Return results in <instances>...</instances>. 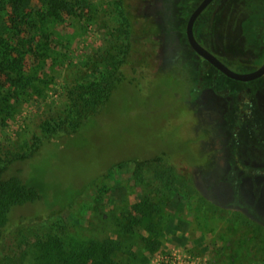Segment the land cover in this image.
<instances>
[{"label":"rangeland","instance_id":"374dc122","mask_svg":"<svg viewBox=\"0 0 264 264\" xmlns=\"http://www.w3.org/2000/svg\"><path fill=\"white\" fill-rule=\"evenodd\" d=\"M80 1L83 8L79 15H64L60 21L43 18L47 6L37 0H31V7L23 13L29 20V30L33 28L24 35L36 37L47 56L28 53L20 84L8 82L2 89L9 100L0 114V162L8 155L3 148L33 142L66 115L65 85L75 65L90 64L93 50L103 44L107 19H122L117 9L119 0ZM122 3L131 26L130 36L124 41L131 44V49L125 54L135 62L141 60L149 71L120 83L110 103L72 132L78 121L103 104L113 67L89 69L84 81L88 105L81 112L69 114L68 132L45 140L33 156L11 165L10 173L19 169L26 181L42 188L41 199L15 208L14 223L4 239V251L15 264L22 257L25 264H33L37 254L34 243L48 234L69 244L120 239L124 248L115 258L121 264H159L165 256L180 260V264H219L216 250L236 236V228L244 231L247 224L259 229L255 242L264 241V188L254 190L248 180L241 192L248 193L249 201L256 199L259 203L250 205L247 211L228 205L231 188L222 181L227 164H214V155L207 153L209 143L204 142L203 135L214 132L208 116L191 101L194 62L184 28L192 3ZM114 8L117 12L110 14ZM237 9L226 13L222 25L226 33L236 31L232 20L240 19ZM12 12L11 7L0 4V33L6 44L1 55L6 59L15 57L18 48L29 50L27 41L22 47L14 37L20 33L12 27ZM218 78L238 86L245 83L221 72ZM258 82L245 84L255 86ZM250 147L244 148L245 153H255L250 161L264 155ZM162 154L170 160L137 161ZM245 167L264 176V168L259 165ZM169 176L176 183L164 179ZM151 184L159 187L152 194L160 192L153 198L159 204L155 212L138 207L150 204L147 196ZM57 210L60 212L54 213ZM22 216L43 219L25 221ZM235 251L234 264H243L249 248L239 244ZM252 264L264 263L255 259Z\"/></svg>","mask_w":264,"mask_h":264},{"label":"trees","instance_id":"16d2710c","mask_svg":"<svg viewBox=\"0 0 264 264\" xmlns=\"http://www.w3.org/2000/svg\"><path fill=\"white\" fill-rule=\"evenodd\" d=\"M39 3L47 6V11L43 13V18H50L53 21H60L64 15L77 16L83 8V1L80 0H37ZM118 12L121 15V20L107 19L104 24V28L107 29L106 35L103 39V44L99 48L93 50V58L89 60L90 64L85 66L75 65V71L70 74V79L67 80L65 85L64 100L66 103L65 113L66 115L56 122V126L47 129L46 133L42 137H37L33 142L20 146L18 144L6 146L3 150L8 154L3 161L0 162V264H15L6 255L4 251V239L6 237L9 227L12 225L14 211L16 207L23 206L29 202H34L42 197V188L39 185L26 181L20 170H16L12 173L9 172V168L14 162L20 160H26L33 156L43 145L45 140L55 138L66 130L67 121L69 120V114L73 111L81 112L84 106L88 105L86 98L87 88L84 84L86 74L89 69L97 68L99 65L104 68L113 67L109 81L105 87V98L103 104L96 109V111L89 112L83 120L78 121L72 130V132L78 131L82 126L88 123L89 118L92 114L98 112L102 107L110 103L112 95L118 85L124 81L131 82L133 78L142 77L143 73L149 71L146 65H143L141 60L135 62L128 54H125L131 49V44L125 45V40L129 38L131 26H129V18L125 15V7L123 6L122 0H119ZM0 4L9 6L12 9L11 23L12 27L20 33L15 35L20 41V45L24 47L25 42H28L29 50L20 51V48L16 50L15 57H8L7 59L2 56L3 51L1 50L5 44L4 36L0 33V114L4 109V106L9 100V95L3 92L4 86L10 82L12 85L20 84L24 78L23 75V60L28 53L39 56H47V51L40 41H37L36 37L31 35L25 36V33H31L33 30H29L28 18L23 14L26 9L31 7V0H0ZM114 8L110 14L117 12ZM32 11H36L32 8ZM82 14V13H81ZM80 14V15H81ZM35 26V25H34ZM33 26V27H34ZM23 34V35H22ZM22 37V40L20 39ZM26 39V40H25ZM35 42V43H34ZM31 86V84H30ZM59 110V108H58ZM60 113V112H57ZM48 127L51 125L50 122L46 124ZM44 127V124L42 125ZM45 128V127H44ZM71 132V131H70ZM10 148V149H9ZM6 149V150H5ZM170 160L165 158V154L156 155L149 159H140L138 162L147 161H164ZM119 162L116 165H120ZM115 166V165H114ZM113 166V167H114ZM170 178V179H169ZM164 178L171 184L176 183L177 180L171 178ZM159 191V187L156 188L151 184V192L147 196V201L150 202L142 203L138 207L149 212H155L158 209V202L154 201L153 198L160 195V192L152 194L154 190ZM153 196V197H152ZM146 205V206H145ZM137 207V206H136ZM16 208V209H15ZM157 208V209H156ZM61 208L60 210H62ZM60 210L54 213L60 212ZM13 212V213H12ZM54 213L46 216L51 217ZM23 220H35L40 221L43 218H36L35 216H22ZM246 230L238 227L235 230L236 236L228 241L223 247L216 250L215 260L219 264H226L234 262L237 259V253L235 251L236 245H244L249 248L247 255L242 258L243 264H252L255 259H259L260 262L264 263V241L258 243L257 239L260 236L259 229L254 227L252 224H247ZM251 245V246H250ZM37 254L33 264H121L115 256L122 252L124 245L120 239H92L88 242L79 243H66L56 235L48 234L44 237H38L34 243ZM252 250H251V249ZM18 264H25V259Z\"/></svg>","mask_w":264,"mask_h":264},{"label":"flooded vegetation","instance_id":"af4514ba","mask_svg":"<svg viewBox=\"0 0 264 264\" xmlns=\"http://www.w3.org/2000/svg\"><path fill=\"white\" fill-rule=\"evenodd\" d=\"M184 1L192 3L184 28L191 47L186 33L188 20L203 0ZM235 7L240 12V19L232 20L236 29L235 32L232 31L235 34L226 33L222 27L223 20L227 17V11ZM194 34L203 47L231 70L237 73L254 72L264 65V0H212L195 20ZM191 51L194 62L191 101H195L202 113L208 116L214 132L203 135L204 142L209 143L207 153L214 155V164L220 161L227 164L222 181L231 188L232 201L228 205L247 211L250 205L259 202L256 199L249 201L248 193L241 192L242 185L249 180L254 190L263 191L264 188L262 173L245 167V164L253 163L264 168V155L250 161L255 153H245L244 149L251 146L255 152H264V73L250 80L236 79L224 73L192 47ZM219 71L236 81L259 82L255 86L245 83L239 86L230 84L218 78ZM205 94L207 96L200 105ZM246 122L249 125H245ZM252 134L254 136L248 138ZM216 142L219 144L216 145ZM263 199H260L262 203Z\"/></svg>","mask_w":264,"mask_h":264},{"label":"water","instance_id":"95a60500","mask_svg":"<svg viewBox=\"0 0 264 264\" xmlns=\"http://www.w3.org/2000/svg\"><path fill=\"white\" fill-rule=\"evenodd\" d=\"M212 0H203L201 4L195 9V11L191 14L187 28L186 33L188 37V41L193 49H195L198 53H200L203 57L208 59L210 62H212L215 66H217L219 69H221L224 73L227 75L234 77L236 79L241 80H250L253 78H256L264 73V65L260 67L258 70L251 72V73H237L233 70H231L229 67H227L221 60H219L214 54H212L210 51H208L205 47H203L199 41L197 40L195 34H194V23L199 14L202 12V10L211 2Z\"/></svg>","mask_w":264,"mask_h":264},{"label":"built area","instance_id":"2783aa9c","mask_svg":"<svg viewBox=\"0 0 264 264\" xmlns=\"http://www.w3.org/2000/svg\"><path fill=\"white\" fill-rule=\"evenodd\" d=\"M177 260L175 258H173L172 256H165L164 258H162L161 262H159V264H180V260ZM185 263H190L189 261H185Z\"/></svg>","mask_w":264,"mask_h":264}]
</instances>
